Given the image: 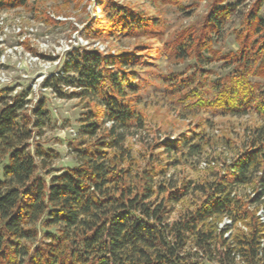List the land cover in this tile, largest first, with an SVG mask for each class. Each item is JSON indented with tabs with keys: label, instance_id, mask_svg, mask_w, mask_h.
Masks as SVG:
<instances>
[{
	"label": "trees",
	"instance_id": "obj_1",
	"mask_svg": "<svg viewBox=\"0 0 264 264\" xmlns=\"http://www.w3.org/2000/svg\"><path fill=\"white\" fill-rule=\"evenodd\" d=\"M26 1L0 0V8ZM246 1H218L212 6L202 49H209L212 36L221 34L236 7ZM262 3L254 0L242 16L243 28L236 35L239 47L228 59L234 61L235 73L228 75V82L218 79L214 98H201L200 105L241 113L259 91L261 100L255 105L264 115V80L255 82L256 87L246 78L253 70L264 79ZM117 12L111 21H121L123 32L152 25L141 13L125 8ZM184 47L177 46L181 56L186 54ZM136 56L75 48L64 64V75L51 76L54 87L65 78L74 88L68 95L95 102L97 109L89 108L82 123L83 134L92 137L102 125H109L105 134L72 145L75 166L50 175L41 170L51 154L29 147L33 129L39 132L47 117L43 100L26 113V93L9 97L0 90V264H229L236 255L246 264H264V126L250 129L242 148L213 180L178 185L166 178L177 158L166 168L149 169L133 180L131 169L122 163L129 157L127 137L144 126V117L127 100L139 89L133 73L125 70L136 63ZM192 81L186 77L166 87L187 89ZM164 146L166 152L186 149L188 154L200 149L186 136ZM158 175L164 180H155ZM249 185L251 191L241 194L240 188ZM192 190L203 194L201 202L170 221L173 205ZM224 216L232 227L242 222L246 229L236 227V232L224 236L232 228L219 226ZM33 240L37 241L31 246L28 242Z\"/></svg>",
	"mask_w": 264,
	"mask_h": 264
},
{
	"label": "rangeland",
	"instance_id": "obj_2",
	"mask_svg": "<svg viewBox=\"0 0 264 264\" xmlns=\"http://www.w3.org/2000/svg\"><path fill=\"white\" fill-rule=\"evenodd\" d=\"M218 1L226 0H27L0 8V90L9 97L26 93V113H31L39 100H43L47 111L39 132L33 129L29 139L31 150L39 146L51 154L45 157L41 171L50 175L75 166L72 145L105 134L109 125H102L92 137L83 134L82 123L89 108L97 109L95 102L68 95L74 88L65 78L58 80L56 87L51 84L52 75H64L70 51L87 48L115 57L137 54L136 63L125 68L139 85L127 100L144 117V126L128 136L124 144L129 157L122 164L131 169L133 180L149 169L166 168L173 158L178 163L170 165L165 176L178 185L188 180L205 183L213 180L217 171L222 172L224 164L244 145L250 129L264 126V115L255 105L261 100L256 94L259 91L251 107L241 113L217 112L199 104L201 98H214L218 79L228 82V75L235 73L232 70L236 65L228 61L229 55L239 47L237 31L243 28L242 16L254 0L236 7L221 34L211 35L214 38L209 49H202L206 46L202 42L204 25ZM123 8L147 16L152 25L140 32H123L121 21H111ZM260 13L264 14V0ZM179 44L186 46L187 55L177 52ZM186 77L193 78L187 89H167ZM246 78L253 83L264 80L253 70ZM183 136L200 144L198 153L188 154L186 149L165 151L164 143ZM155 180L164 179L158 175ZM251 188L241 187V194L247 195ZM202 198L199 191H190L173 205L168 219H178L193 210ZM232 224L227 216L219 221L222 227L231 228ZM236 227L246 229L238 222L224 236L236 232ZM36 241L28 243L34 246ZM229 264L246 263L236 255Z\"/></svg>",
	"mask_w": 264,
	"mask_h": 264
},
{
	"label": "built area",
	"instance_id": "obj_3",
	"mask_svg": "<svg viewBox=\"0 0 264 264\" xmlns=\"http://www.w3.org/2000/svg\"><path fill=\"white\" fill-rule=\"evenodd\" d=\"M260 213V212H259ZM230 220V219H229Z\"/></svg>",
	"mask_w": 264,
	"mask_h": 264
}]
</instances>
